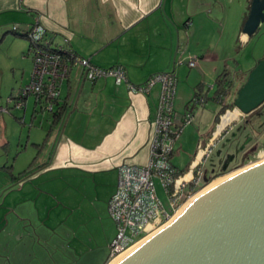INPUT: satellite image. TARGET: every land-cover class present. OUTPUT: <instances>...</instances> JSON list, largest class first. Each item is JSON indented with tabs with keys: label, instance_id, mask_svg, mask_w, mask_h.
Returning <instances> with one entry per match:
<instances>
[{
	"label": "crops",
	"instance_id": "crops-1",
	"mask_svg": "<svg viewBox=\"0 0 264 264\" xmlns=\"http://www.w3.org/2000/svg\"><path fill=\"white\" fill-rule=\"evenodd\" d=\"M225 2L211 16L208 7L194 10L192 0H0V107L32 79L34 63L27 55L29 41L22 32L38 21L53 48L73 50L102 68L123 66L135 85L155 73L174 70L178 119L187 110L197 109L192 123L197 117L199 120L196 128L189 125L184 129L171 161L180 173L194 176L196 166L203 170L214 144L208 138L221 107L212 95L216 84H207L208 79L215 82L226 66V58L216 54V42L228 23L243 40L249 39L244 38L246 18L236 10L235 0ZM193 59L196 66L191 67ZM61 91L57 112L64 107L66 117L55 125L57 112L41 110L34 97L28 98L23 109L0 111V190L32 193L28 184L41 179L34 186L41 202L16 208L19 220L42 226L40 231L36 228L35 235L40 238L44 229L48 230L42 216L48 209L44 206V177L53 173L74 201L84 199V211H93V228L84 233L91 242L101 241L96 249L108 253L117 228L108 218L107 208L117 188L119 167L148 162V141L161 85L148 93L133 92L127 84H117L113 76L90 81L84 68L75 66ZM202 97L204 103L195 107ZM208 101L215 103L216 110L203 118ZM29 167L31 173H25ZM112 260L110 257L104 264Z\"/></svg>",
	"mask_w": 264,
	"mask_h": 264
},
{
	"label": "rangeland",
	"instance_id": "rangeland-1",
	"mask_svg": "<svg viewBox=\"0 0 264 264\" xmlns=\"http://www.w3.org/2000/svg\"><path fill=\"white\" fill-rule=\"evenodd\" d=\"M226 2L225 0H192V8L196 10L199 7H208L212 16V11ZM234 5L236 10H240L244 14L243 19H245L249 12L248 0H235ZM211 18L213 19V17ZM232 27L229 23L227 24L224 35H221L220 41L216 42L218 49L215 50L216 54L219 53L220 56L226 58L225 68L230 71L231 77L235 80L232 94L224 103L226 105H233L237 93L246 82L249 73L264 57V24L260 26L255 35L246 41L240 37L238 30L233 32ZM244 38H247V35ZM222 67L224 65L220 66L218 71H222ZM207 84L208 87L213 85L215 87L216 81L214 82L213 78L208 79ZM213 94L214 91H212ZM206 105V109L202 113L203 118L211 116L212 112L216 110L213 101H208ZM233 111L234 105L233 108L226 109L220 115L218 122H215L208 138L209 143L214 144L202 164L207 181L197 187L185 202L213 181L228 177L264 161V104L248 116L238 115L218 132L223 118ZM195 112L197 113V109ZM198 118L195 123L189 125L196 128L195 124L198 123ZM244 118H247L249 122L246 121V123ZM25 127L27 128L24 129L26 134L30 129L29 124ZM52 141L49 144L50 148ZM193 154L191 158H193ZM34 167L37 168V166ZM52 175L53 173H50L44 177L47 195L43 198L47 200L44 206H48V209L44 210L42 216L48 230L43 227L46 233L40 235V238L35 234L36 228L40 231L42 226L36 222L32 225L29 221L19 220L16 216V208L18 205H27L26 203L41 202V198L38 199V193L34 190L37 189L34 186H38L41 179H36L34 185L33 181L28 184L32 193L11 191L10 189L0 190V264H104L110 259V252L107 253L103 248L96 249V243L100 244L101 241L91 242L89 235L84 233L86 229L93 228L95 220L92 219L93 211H84L87 210L83 209L82 201L84 199L74 201L73 194L67 191L66 185L58 183ZM156 187L164 206L168 211H171L169 197L159 180H156ZM185 202L181 204L179 201L178 205H181L178 209ZM107 215L111 219L109 210ZM33 219L37 221L36 214ZM69 229L73 230L74 234ZM94 246L95 249L90 250Z\"/></svg>",
	"mask_w": 264,
	"mask_h": 264
},
{
	"label": "built area",
	"instance_id": "built-area-1",
	"mask_svg": "<svg viewBox=\"0 0 264 264\" xmlns=\"http://www.w3.org/2000/svg\"><path fill=\"white\" fill-rule=\"evenodd\" d=\"M22 34L29 41L27 55L34 63L33 75L30 83L12 94L6 106L0 107L4 113L25 108L30 97L35 98L41 110L56 113L62 86L75 66L84 68L85 78L90 81L113 76L117 84L125 83L133 92L148 93L156 84L161 85L157 116L148 141V162L145 165L124 163L119 167L117 188L108 203L110 217L117 228L110 244L112 260L166 223L186 198L207 181L199 165L195 167L194 176L184 180L187 173H180L171 161L179 137L194 119V110H187L178 119L175 109L178 79L174 70L155 73L143 84L135 85L123 66L102 68L73 50L53 48L45 27L38 21ZM189 65L196 66V60H190ZM203 103L204 98H198L195 107ZM156 180L169 197L171 211L158 195Z\"/></svg>",
	"mask_w": 264,
	"mask_h": 264
},
{
	"label": "water",
	"instance_id": "water-1",
	"mask_svg": "<svg viewBox=\"0 0 264 264\" xmlns=\"http://www.w3.org/2000/svg\"><path fill=\"white\" fill-rule=\"evenodd\" d=\"M264 22V0H252L243 34ZM264 104V57L234 100L248 116ZM113 264H264V161L191 202L173 221Z\"/></svg>",
	"mask_w": 264,
	"mask_h": 264
},
{
	"label": "trees",
	"instance_id": "trees-1",
	"mask_svg": "<svg viewBox=\"0 0 264 264\" xmlns=\"http://www.w3.org/2000/svg\"><path fill=\"white\" fill-rule=\"evenodd\" d=\"M235 80L231 77V73L227 68L218 76L216 79V89L213 94V99L221 103L220 110L217 113L215 118V122H218L220 115H222L226 109L233 108V105L224 104L225 101L231 96L232 90L234 88ZM198 96V95H197ZM66 117L65 108L62 107L60 111H58L54 115L53 125H55L58 121L64 120ZM214 122V123H215ZM30 167L25 171V173H31Z\"/></svg>",
	"mask_w": 264,
	"mask_h": 264
},
{
	"label": "bare ground",
	"instance_id": "bare-ground-1",
	"mask_svg": "<svg viewBox=\"0 0 264 264\" xmlns=\"http://www.w3.org/2000/svg\"><path fill=\"white\" fill-rule=\"evenodd\" d=\"M239 115V111L238 110H234L233 112H229L222 121V124L219 126V130L218 132H220L221 130H223V128H225L232 120H234L237 116ZM203 154V153H202ZM202 154L200 153L199 158H201ZM241 172V171H239ZM237 172V173H239ZM234 173L228 177L225 178H219L215 181H213V183L203 187L199 192H197L195 195H193L188 201H186L179 209L178 211L163 225L157 227L156 229H154L150 234H148L145 238H143L142 240H140L139 242H137L135 245L131 246L130 248H128L127 250H125L123 253L119 254L118 256H116L115 258H113V260L110 262V264H113L117 259H119L123 254H125L126 252H128L130 249H132L134 246H136L137 244H139L140 242H142L143 240H145L146 238H148L149 236H151L152 234H154L155 232H157L158 230H160L161 228H163L164 226H166L167 224H169L171 221H173L182 211H184V209L194 200H196L197 198H199L200 196H202L203 194H205L206 192H208L209 190H211L213 187L217 186L218 184H220L221 182L227 180L228 178L234 176ZM192 176L190 174L186 175L184 177V180H189Z\"/></svg>",
	"mask_w": 264,
	"mask_h": 264
},
{
	"label": "flooded vegetation",
	"instance_id": "flooded-vegetation-1",
	"mask_svg": "<svg viewBox=\"0 0 264 264\" xmlns=\"http://www.w3.org/2000/svg\"><path fill=\"white\" fill-rule=\"evenodd\" d=\"M251 2H252V0H248V4H249L248 8H249V10H250V6H251ZM248 14H249V12H248ZM247 17H248V15H247ZM247 17H246V19H247ZM262 24H264V22H263ZM262 24H261V25H262ZM259 28H260V27H259ZM259 28H258V29H259ZM242 31H243V29H242ZM257 31H258V30H257ZM256 33H257V32H256ZM256 33H255V34H256ZM255 34H254V35H255ZM251 37H252V36H251ZM244 121H245V122H246V121L249 122V120H248L247 118H244ZM246 123H247V122H246ZM225 166H227V165H225ZM225 166H223V167H225Z\"/></svg>",
	"mask_w": 264,
	"mask_h": 264
}]
</instances>
